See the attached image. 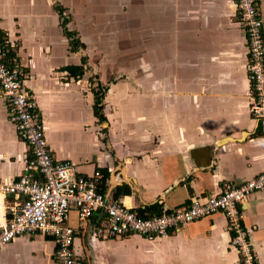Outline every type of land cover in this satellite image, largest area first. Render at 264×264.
Wrapping results in <instances>:
<instances>
[{"label":"crops","instance_id":"obj_1","mask_svg":"<svg viewBox=\"0 0 264 264\" xmlns=\"http://www.w3.org/2000/svg\"><path fill=\"white\" fill-rule=\"evenodd\" d=\"M80 1L78 9L64 0H0V30L15 44L11 56L24 70V91L38 106L56 161H71L84 176L105 172L106 198L152 215L264 172L235 0H113L103 24L105 9L94 12L91 0ZM256 5L264 22V0ZM63 19L84 49H71ZM122 35L134 41L130 48L108 45L120 44ZM82 58L85 71L76 80L66 68ZM96 87L103 93L100 117ZM29 155L0 92V180L18 179ZM13 201L0 195V226ZM241 216L264 264V188L248 197ZM97 222L69 214L68 225L79 232L77 264H239L220 214L154 240L95 237ZM55 251L50 238L19 236L0 249V264H57Z\"/></svg>","mask_w":264,"mask_h":264},{"label":"built area","instance_id":"obj_2","mask_svg":"<svg viewBox=\"0 0 264 264\" xmlns=\"http://www.w3.org/2000/svg\"><path fill=\"white\" fill-rule=\"evenodd\" d=\"M235 3L247 38V77L251 87L248 111L264 143V22L258 15L256 0ZM14 47L8 33L0 30V92L7 102L9 119L28 145L30 155L18 179L0 180V195L14 198L6 207L9 217L0 226V249L16 237L41 235L55 241L57 264H77L74 242L79 232L68 225L72 210L81 222L98 218L95 237L137 235L147 240L220 214L228 222L230 244L238 254L239 264H259L241 212L248 197L264 188V172L240 185L225 184L216 196L193 199L186 208L160 215L145 216L110 200L99 191L103 178L100 172L84 176L71 161L53 158L38 106L23 88L24 70L11 56Z\"/></svg>","mask_w":264,"mask_h":264},{"label":"trees","instance_id":"obj_3","mask_svg":"<svg viewBox=\"0 0 264 264\" xmlns=\"http://www.w3.org/2000/svg\"><path fill=\"white\" fill-rule=\"evenodd\" d=\"M57 10L59 11V13L61 12V9L58 7ZM60 16L63 18V15L60 14ZM69 21V20H68ZM68 21L63 19L62 20V27L64 29V34L67 36V38L69 39V43L71 45V49L75 50L76 48H85L84 45L82 43H80L79 39L77 38V33L73 32V31H68L67 30V24ZM82 64L80 66H70L66 68V71L69 73L70 76H72L74 79H80L85 71V64H86V59L82 58L81 60ZM93 95H94V113L96 114V116L100 117V111H101V102H102V98H103V93L102 90L100 89V87H96L94 89H92ZM103 173V178H102V182L99 185V191L103 193V186H104V180L106 178V173ZM140 214L145 215V216H151L152 214H144L142 212H140ZM159 215V214H156Z\"/></svg>","mask_w":264,"mask_h":264},{"label":"rangeland","instance_id":"obj_4","mask_svg":"<svg viewBox=\"0 0 264 264\" xmlns=\"http://www.w3.org/2000/svg\"><path fill=\"white\" fill-rule=\"evenodd\" d=\"M68 1L71 2L73 5H75L74 7H77L78 9H80V5H81L80 0H64V2H66V3ZM86 1L87 0H84L83 3H86ZM91 2H92V4L90 3L89 5L92 7V11L94 10V12L98 11L101 13V12H103V8L105 9V17H100L103 20L99 21V23H101V24L108 23L110 21V18H111V12L114 9V1L113 0H91ZM108 2L110 3V5L108 4ZM76 5H78V6H76ZM109 31H111V27H109L107 29L108 33H109ZM121 37H122L121 38L122 40H119L120 44L117 42L116 44L112 43V44H108V45L112 46L115 49L121 48V49L125 50V49L130 48L132 43H134L133 40H131V42L128 41L127 35H122Z\"/></svg>","mask_w":264,"mask_h":264}]
</instances>
